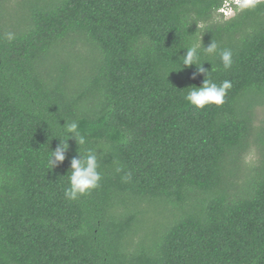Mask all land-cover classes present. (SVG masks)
<instances>
[{
    "label": "trees",
    "instance_id": "obj_1",
    "mask_svg": "<svg viewBox=\"0 0 264 264\" xmlns=\"http://www.w3.org/2000/svg\"><path fill=\"white\" fill-rule=\"evenodd\" d=\"M13 1L0 0V264H264V1L228 20L224 0ZM200 40L217 45L200 48L205 79L231 82L221 106L185 100L204 75L179 57ZM65 122L86 143L69 137L51 169ZM88 150L99 186L68 200Z\"/></svg>",
    "mask_w": 264,
    "mask_h": 264
},
{
    "label": "clouds",
    "instance_id": "obj_2",
    "mask_svg": "<svg viewBox=\"0 0 264 264\" xmlns=\"http://www.w3.org/2000/svg\"><path fill=\"white\" fill-rule=\"evenodd\" d=\"M259 1V2H263ZM242 2V3H241ZM253 2L252 0H231L230 8L233 10L231 19L235 16V13L241 8L247 5V3ZM254 2V3H259ZM224 1L222 6L218 9V14L226 19L220 10L224 9ZM12 34H8V39H12ZM207 54L215 53L217 45L211 42L207 47L202 45L200 40L199 44L193 45L185 49V54L179 57L180 69L182 67H189L195 65L196 71L192 74V79H195L197 75L203 74L204 79L202 84L197 87L193 86L191 90L185 96V100L193 105L197 109H203L207 105L221 106L225 102L224 98L227 94V90L231 88L230 81H224L221 85H217L210 79H205V74L208 72L202 65L203 63L197 64L199 59L200 48ZM221 60L225 68H229L232 65V53L230 51H224L221 53ZM174 71V70H173ZM172 71L166 73V78L168 74ZM59 125V124H58ZM60 126V125H59ZM62 134L55 137L58 138V144L54 150H50L48 164L50 168H54L61 164L65 158L68 150V143L66 142L69 137L74 138L77 145H84L86 143L84 136H82L78 131L77 122L64 123L60 126ZM69 174V187L65 189V197L68 200H76L80 196L87 194L91 190L99 186V181L101 179L100 173L98 171V161L97 154L93 150H88L87 153L81 156L77 152V156H74L70 160V167L68 169Z\"/></svg>",
    "mask_w": 264,
    "mask_h": 264
},
{
    "label": "built area",
    "instance_id": "obj_3",
    "mask_svg": "<svg viewBox=\"0 0 264 264\" xmlns=\"http://www.w3.org/2000/svg\"><path fill=\"white\" fill-rule=\"evenodd\" d=\"M230 1L231 0H224V9L220 10V13L227 19L233 15V10L230 8ZM253 2H259L262 0H252ZM242 3V2H241Z\"/></svg>",
    "mask_w": 264,
    "mask_h": 264
},
{
    "label": "rangeland",
    "instance_id": "obj_4",
    "mask_svg": "<svg viewBox=\"0 0 264 264\" xmlns=\"http://www.w3.org/2000/svg\"><path fill=\"white\" fill-rule=\"evenodd\" d=\"M18 1H19V0H18ZM18 1H15V0H14V1L11 2V3L17 6V2H18ZM253 3H254V2H249V3H247V5H248V4H253ZM247 5H246V6H247ZM246 6H244V7H246ZM241 9H242V8H241ZM21 14H22L21 12H18L17 15H16V17L19 18ZM231 17H232V16H231ZM221 18H222V17H221ZM228 18H230V17H228ZM228 18H227V19H224V18H223V20H228ZM252 159H253V156L248 155V156L246 157V160H245V161H246V162H250V160H252Z\"/></svg>",
    "mask_w": 264,
    "mask_h": 264
}]
</instances>
